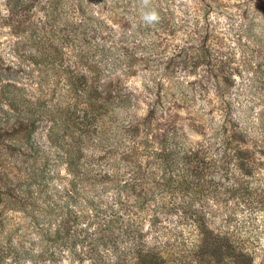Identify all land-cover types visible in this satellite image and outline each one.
<instances>
[{"label": "rangeland", "instance_id": "rangeland-1", "mask_svg": "<svg viewBox=\"0 0 264 264\" xmlns=\"http://www.w3.org/2000/svg\"><path fill=\"white\" fill-rule=\"evenodd\" d=\"M153 11L158 20L146 22L144 15ZM247 25L258 34L255 41L246 37ZM217 57L233 74L221 90ZM78 72L89 76L100 102L114 113L112 119L105 116L110 121L101 117L77 129L83 159L96 160L111 148L121 152L130 139L137 154L120 155L122 162L115 164L105 159L99 169L124 172L140 163L134 182L140 198L153 186L152 191H164L154 197L150 191V201L138 208L129 189L118 193L112 182L111 189L103 183L95 188L123 212L130 209L147 244L184 243L192 221L184 217L198 212L211 240L228 235L253 255L254 264H264V0H0V248L5 252L10 240L21 250L32 242L40 249L34 226L40 207L51 208L44 199L69 187L64 154L76 146L61 148L60 139L52 143V116L36 111L40 102L63 117L81 107L66 83ZM123 115L127 124L133 120L130 126L121 125ZM67 122L72 131L79 126L74 116ZM99 136L104 145L96 146ZM165 138L173 142L169 147L180 148L171 167L142 155L146 145L156 151ZM243 147L250 153L245 167L238 150ZM71 206L83 211L80 204ZM82 224L89 221L79 219ZM65 252L50 264H68ZM229 263L228 257L221 261Z\"/></svg>", "mask_w": 264, "mask_h": 264}, {"label": "trees", "instance_id": "trees-1", "mask_svg": "<svg viewBox=\"0 0 264 264\" xmlns=\"http://www.w3.org/2000/svg\"><path fill=\"white\" fill-rule=\"evenodd\" d=\"M54 11L53 9L52 13ZM245 33L251 41L258 38V34L250 25L246 26ZM52 42L51 40L50 45ZM46 44L47 41L42 38L41 45L44 47ZM207 53H204L203 57ZM217 59L220 63V65L217 64L220 75L217 76L216 81L218 82V90H221L224 84L230 83V77L233 74L223 58L217 57ZM91 71L95 73L93 68ZM95 71L96 76L99 75L100 72L96 69ZM88 78V75L79 72L76 76L66 78L68 91L74 94V99L82 104L73 113L67 112L71 115L65 114L63 117V115H58L54 113V110L48 108L47 103H39V109L36 112L41 110L52 116L53 123L48 134L50 141L56 144L60 139L62 141L59 144L61 148L64 147L63 144L76 146L74 149L68 147L64 154L70 179L69 187L63 189L66 193L56 192L55 198L51 197L52 200L44 199V202H49L51 208L44 210L42 206L40 207L41 217L34 224L37 233L40 234V242L42 243L40 249H36V244L30 240L32 242L30 246L21 250L20 246L10 240L7 252L0 248L3 253L0 255V261H5V264L55 263L62 252H65L64 249H60L63 246L67 248L65 253L69 259L68 264H221L224 257H228L231 264H254L253 255L228 235L217 234L211 240L206 226L199 224L200 219L198 218L201 215L198 212H195L191 218L184 217V220L192 219L191 222L188 220L189 224L186 225L191 227V231H189L190 237L183 240L184 243L160 240L158 244L148 245L144 234L141 232L139 220L132 216L130 209L123 212L119 209L121 206L118 207L108 198H105L103 191L96 190L99 189L98 185L102 183L104 184L103 187H107V190L111 189L112 186L108 184L109 182H112L118 193L129 189L132 191V195L136 196L132 206L138 208H143L150 201L147 196L150 191L151 197H154L155 193H164L162 188L158 191H152L153 186L150 191L146 190L145 197L142 199L140 198L142 193L137 190L135 192L134 182L138 179L137 172H139L140 163L136 164L137 167L139 166L138 169L131 164L124 172L112 173L109 170L101 172L102 169H99L98 165H103L105 159L108 163L113 161L115 164L122 162L123 159L119 157L120 155H126L129 158L132 154H137L138 150L130 147V139L121 152H118V148H111L96 160L94 158L83 159V153L86 151L83 152V145L77 144L79 142L77 129L82 125L90 126L101 117L105 122L110 121L105 119V116L112 119L114 115L108 104L100 102L102 100L100 93L98 95L97 87L90 85L91 83L88 84ZM95 83L97 84L98 80ZM11 105L12 108H17L15 105ZM112 109L115 111L113 106ZM22 110L21 108L20 111ZM70 116H74L78 120L77 125L79 126L74 127L76 130L73 131L70 130V124L67 122V118ZM120 117L121 125H126V116ZM131 122L133 120L128 122L126 127L130 126ZM83 131L79 130V132ZM68 137L72 143L66 141ZM98 138L96 146L104 145L103 137L99 136ZM238 141L243 144V136ZM74 143L76 144L73 145ZM107 143L109 142L107 141ZM161 143L160 148H156V151L153 150L155 152L146 145L147 150L143 148L141 151H146H143L142 155L149 159L165 161L166 165L171 167L176 162L180 148H176L177 146L175 148L169 147L168 143H173L170 138H165ZM165 146L171 150H167L165 153ZM238 150L241 153L242 167H245L250 157L249 150L244 147ZM186 155L191 161L193 160L188 153ZM118 168L119 164L117 165ZM130 182H133V185H130ZM150 184L152 186L153 183L150 182ZM65 197H67V201L64 206L61 203ZM77 204L82 205L83 211L80 213L71 206ZM160 206L161 204H157V207L160 208ZM79 219L87 220L89 224L87 226L78 225ZM90 223L94 224L93 229H88ZM68 240L71 241L70 245L67 244Z\"/></svg>", "mask_w": 264, "mask_h": 264}, {"label": "clouds", "instance_id": "clouds-1", "mask_svg": "<svg viewBox=\"0 0 264 264\" xmlns=\"http://www.w3.org/2000/svg\"><path fill=\"white\" fill-rule=\"evenodd\" d=\"M143 19L148 23H152L158 20V15L153 11L151 13H146Z\"/></svg>", "mask_w": 264, "mask_h": 264}]
</instances>
